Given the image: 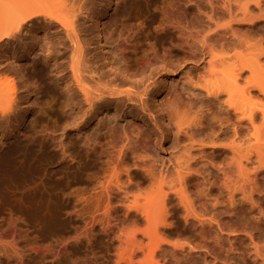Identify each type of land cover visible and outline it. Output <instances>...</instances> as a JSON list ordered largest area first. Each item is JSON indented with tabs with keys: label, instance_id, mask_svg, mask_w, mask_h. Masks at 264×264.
<instances>
[{
	"label": "rangeland",
	"instance_id": "374dc122",
	"mask_svg": "<svg viewBox=\"0 0 264 264\" xmlns=\"http://www.w3.org/2000/svg\"><path fill=\"white\" fill-rule=\"evenodd\" d=\"M32 1L39 17L10 37L21 5L0 0V80L18 91L7 101L0 85V264H264V121L235 136L223 122L240 92L229 103L206 89L208 60L242 61L245 103L264 106V67L250 73L264 60V0ZM58 6L77 16L92 75L119 84L100 108L69 92ZM160 174L175 188L161 194Z\"/></svg>",
	"mask_w": 264,
	"mask_h": 264
},
{
	"label": "bare ground",
	"instance_id": "6f19581e",
	"mask_svg": "<svg viewBox=\"0 0 264 264\" xmlns=\"http://www.w3.org/2000/svg\"><path fill=\"white\" fill-rule=\"evenodd\" d=\"M10 1H12V0H10ZM14 1V0H13ZM19 2H20V5H21V8H20V11H18L17 9L15 10L14 9V11L12 12V14L10 15L11 17H10V21L8 22L9 23V25H10V29L11 30H8V28H7V30H8V32L6 33L8 36H15V34H16V31H19L20 29H22V28H24V25H25V23L27 24L28 22L30 23L31 22V20L33 21V19H35V18H37V17H39V15H40V11H39V9H37L36 7H34L35 5H34V2L31 0V2H33L31 5H33V6H31V5H27L28 6V8H27V12H26V10L24 11L23 10V7H22V5H24L23 4V2H25V1H27V0H18ZM30 1V0H29ZM42 0H39L38 1V3H40V5H41V3H42V6H44V2H41ZM49 1V0H48ZM47 1V2H48ZM51 1V0H50ZM53 1V0H52ZM66 1V0H65ZM82 2V1H81ZM36 3V2H35ZM214 2L212 1L211 2V18H213L214 16H215V7H213L214 6V4H213ZM12 4H14L13 2H12ZM60 4H62V3H60V2H58V5H60ZM66 4H68V3H66ZM66 4H65V8H66ZM75 4V3H74ZM74 4H72V5H74ZM76 4H78V3H76ZM19 5V6H20ZM71 5V4H70ZM70 5H69V7H70ZM81 5V4H80ZM85 5V4H84ZM87 5V4H86ZM180 5V4H179ZM179 5H177V6H179ZM9 6H10V4H9ZM57 6V5H56ZM182 6V5H181ZM39 7H41V6H39ZM59 8L58 9H60L61 7L60 6H58ZM68 7V6H67ZM80 7H83V4L80 6ZM87 7V6H86ZM85 7V8H86ZM183 7V6H182ZM181 7V8H182ZM64 8V7H63ZM63 8H61L62 10H63ZM73 8V7H72ZM61 9H60V14H59V11H58V16L57 17H59V19H60V15H63V14H65V13H67V11L66 12H63V14H61L62 12H61ZM66 9H69V8H66ZM80 9V8H79ZM179 9H180V7H179ZM12 10V9H11ZM21 10H22V12H21ZM82 10V9H81ZM65 11V10H64ZM77 11V10H76ZM83 11V10H82ZM81 11V12H82ZM23 12H24V15H23ZM26 12V13H25ZM72 12V11H71ZM73 12H74V10H73ZM49 13V12H48ZM70 12H68V14H65V15H68L67 16V18H69L71 21H69L68 19H66V18H63V19H66V20H64L65 22H64V26L65 27H67L68 28V30H67V32H66V34H67V36L68 37H66V40L70 37V41L73 43V46L74 47H72L73 49H74V52H73V55H71V60H70V62L71 63H69V64H71L70 65V67H71V71L73 72L72 74H73V78H74V85L71 87L70 86V88H68V89H70L71 91H69V92H72L73 91V93H74V98L75 99H81V97H79V91H81V93L84 95V100H83V102H84V104H87L88 105V110H91V109H96L97 107L98 108H100L99 106H101L102 105V103L103 102H105V101H103L102 99L103 98H105V95L106 94H110V95H112V94H116L117 92H118V89L120 88L119 87V84H114L117 80H110V83H108V84H105L104 86H102L101 85V76H94V75H92V70L90 69V66H88L87 65V63L89 62L88 60H81L82 58H83V56H84V54H85V51H84V47H85V45H84V43L85 42H81V40L79 39V38H81V37H79V33H78V30H77V26H75V24H77L76 22H75V18H77V16H76V14L75 15H73L72 13V15H73V17H71L70 16V14H69ZM75 13H77V12H75ZM45 14V13H44ZM50 14V13H49ZM64 15V16H65ZM209 15H210V13H209ZM71 18H70V17ZM42 17H43V15H42ZM47 17H48V15H47ZM53 17V16H52ZM44 18V17H43ZM42 18V19H43ZM51 18V17H50ZM54 18V17H53ZM46 20H47V18H45ZM44 19V20H45ZM75 19V20H74ZM45 20V21H46ZM49 20V19H48ZM212 20V19H211ZM35 21H38V20H35ZM56 21V19H54V22ZM59 21V20H58ZM58 21L56 22L57 24H58ZM28 23V24H29ZM34 23V22H33ZM46 24H47V22H45ZM55 23V24H56ZM28 24H27V27H28ZM35 24V23H34ZM60 24V23H59ZM36 25V24H35ZM48 25H49V23H48ZM53 26H54V24H52ZM61 25V24H60ZM213 25V24H212ZM50 26H51V20H50ZM57 26V25H56ZM32 27V26H31ZM61 27V26H60ZM63 27V26H62ZM64 28V27H63ZM212 29V28H211ZM6 30V31H7ZM23 30V29H22ZM65 30V29H64ZM209 31L211 32V30L209 29ZM80 32V31H79ZM22 33V32H21ZM60 33H61V31H60ZM18 34H20V31H19V33L17 32V35ZM205 34H206V32H205ZM204 34V35H205ZM207 35H208V32H207ZM207 35H205V36H207ZM200 36V35H199ZM202 36H203V34H202ZM197 37H198V35H197ZM9 38V37H8ZM60 38V40H61V38L62 37H59ZM58 38V39H59ZM202 38H204V37H202ZM206 38V37H205ZM204 38V39H205ZM12 39V38H11ZM16 39V38H15ZM18 39V38H17ZM186 39V38H185ZM10 40V39H9ZM64 40V38H62V40L61 41H63ZM194 40V39H193ZM196 40V39H195ZM197 40H198V38H197ZM199 40H202V39H199ZM59 41V40H58ZM83 41V40H82ZM187 41V40H186ZM189 41H191V40H189ZM206 41L207 40H204V41H202V42H200V43H206ZM9 42V41H8ZM198 42V44H200ZM10 43H11V41H10ZM64 43V42H63ZM83 43V44H82ZM59 44H61V43H59ZM67 44V43H66ZM65 44V45H66ZM208 45V44H207ZM206 45V46H207ZM63 46H64V44H63ZM202 46V45H201ZM205 47V46H204ZM206 48V47H205ZM65 54V53H64ZM204 54V53H203ZM85 58H87V57H84V59ZM262 58V57H261ZM260 57L259 58H256V60H255V66L253 67V68H251V70H250V73H252V74H254V73H256L257 71H258V69L259 68H263L264 67V60H262ZM73 59V60H72ZM264 59V58H263ZM228 61L227 60H208L207 61V64L206 65H208V67L210 68V70H209V76L211 77V81H209V86H207L206 87V89H207V93H208V95L209 94H214V95H218V89H220V88H223V89H225L226 91H227V95H228V97H229V103H233V99L235 98V96L236 95H238L239 94V92H240V94H241V96H240V99H241V101H239L236 105H235V107H234V110H235V113H236V118L235 119H233V120H231V119H227L225 122H223V124H224V126L226 127V129H230V130H232L233 132H234V135L235 136H237V135H239V132H240V130H241V127H242V125H243V123H245V122H249V123H251V124H255L256 123V121H257V119L260 117L263 121H264V106L263 107H260V110L259 111H257V110H255V109H252V108H250V107H248L247 106V104L245 103V95L247 94V90L243 87V84L245 83V76H244V68L245 67H247L248 65L247 64H245L244 62H239V63H234V64H228L227 63ZM248 67H250V66H248ZM58 68H59V65H58ZM57 70V69H56ZM58 71H60L59 69H58ZM88 74V75H87ZM127 78V77H126ZM8 78H6V80L5 79H3V80H0V85L1 86H4L5 87V85L7 84V86H8V90L6 89L5 91L7 92V91H9L10 92V94L8 93V95H7V93H6V95H2V96H4L3 98H6L5 96H7V97H10L11 99H14V94L12 93V92H15V91H17L16 90V85L15 84H13L15 81H13V83H11L12 81H10L9 80V82H8V80H7ZM5 80V81H4ZM64 80H65V76H64ZM125 80V79H124ZM63 81V80H62ZM66 82V81H65ZM67 83V82H66ZM3 84V85H2ZM5 84V85H4ZM69 84V83H68ZM6 86V87H7ZM4 87L2 88V89H4ZM18 92V91H17ZM4 93V92H3ZM2 93V94H3ZM72 93V94H73ZM15 95H16V93H15ZM18 95V94H17ZM82 95V96H83ZM72 96V95H71ZM17 97L15 96V99H16ZM7 99V98H6ZM77 99V100H78ZM7 101H8V99H7ZM12 101V100H11ZM13 101H15V100H13ZM72 101H73V99H72ZM16 102V101H15ZM15 102H13V103H15ZM12 103V104H13ZM75 104H76V102H74ZM74 103H73V105H74ZM81 103V102H80ZM185 102L184 101H182L178 96H174V105L176 106V107H179V106H181V105H183ZM10 104V103H9ZM14 106H15V104H13ZM77 105V104H76ZM9 106H11V104L9 105ZM13 106V107H14ZM75 106V105H74ZM78 106V105H77ZM80 106H81V104H80ZM84 105H82V107H83ZM86 106V105H85ZM84 106V107H85ZM230 107V106H229ZM10 108V107H9ZM11 109H12V106H11ZM83 109V108H82ZM87 110V111H88ZM84 111H85V109H84ZM87 111L85 112V114L87 113ZM89 113V112H88ZM202 113H203V111H202ZM200 114V115H197V116H195L196 118L197 117H199L200 118V122L199 123H201L202 122V119L204 118V115L203 114ZM168 114H169V117H170V121H172V122H174L176 125H177V128H179V130L180 129H182V123H180L179 121H178V119H179V117H178V119L176 118L177 117V111H176V108H172L171 110H169L168 111ZM179 116V115H178ZM182 116V115H181ZM181 116H180V118H181ZM189 129V131H192V130H194V126H192V127H190V128H188ZM184 130V129H183ZM188 132V131H187ZM191 135V134H190ZM259 135V134H258ZM260 136V135H259ZM257 137V139H261L260 137ZM263 138H264V136H263ZM217 140H220V137H218L217 138ZM237 140V139H236ZM234 143H235V141H233ZM237 142V141H236ZM213 144H215V142H213ZM238 166H239V168H243V162L242 161H240L239 163H238ZM191 169V165H188L187 163L185 164H183L182 166H180V169H179V174H180V177H179V185H181L182 186V184L184 183V180L186 179L185 177H184V175L187 173V171L188 170H190ZM230 170H231V166H227L226 168H224L223 167V169H222V173H223V178H222V184L224 185V186H226V187H228V185H229V183L231 182L230 181V179H229V176H228V174H229V172H230ZM221 171V170H220ZM155 175V174H154ZM154 179V178H153ZM160 179H162L163 181L160 183V185L159 186H161V185H163L164 183L166 184H170V186H168V187H170V189H172V187L173 188H175L174 186H171V183H172V181H166L165 179V177L163 176V175H161L160 174ZM159 179V180H160ZM155 180H158L157 179V177H155ZM158 180V181H159ZM156 182V181H155ZM164 182V183H163ZM158 183V184H159ZM165 186V185H164ZM166 187V186H165ZM162 188V189H161ZM164 188L161 186L160 187V193H161V191H162V193H164ZM161 193V194H162ZM164 195V194H163ZM165 195H167V194H165Z\"/></svg>",
	"mask_w": 264,
	"mask_h": 264
}]
</instances>
